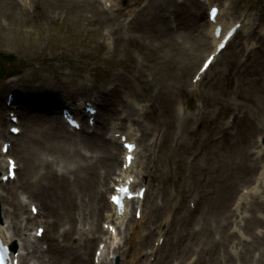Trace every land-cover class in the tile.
Instances as JSON below:
<instances>
[{
	"label": "rangeland",
	"instance_id": "1",
	"mask_svg": "<svg viewBox=\"0 0 264 264\" xmlns=\"http://www.w3.org/2000/svg\"><path fill=\"white\" fill-rule=\"evenodd\" d=\"M116 3L109 8L102 0H26V4L0 0V68L7 73V79L0 81V146L1 139L8 140V113L18 117L23 130L11 143L12 157L20 167L18 179L0 184L2 221L16 216L12 222L25 225L31 213L29 206L20 211L23 194L41 208L39 222L27 221L25 232L34 236L36 227L45 230L44 238L38 239L49 247L40 255L44 264H101L94 258L96 244L83 240L100 236L109 211L105 194L112 188L109 179L122 164V148L106 139L108 129L116 124L125 132L129 122L138 131L133 171L140 180L137 188H146L144 219L137 224L132 203L127 219L116 228L119 248H106L104 264H264L263 201L250 199L247 221L243 219L240 228L248 241L239 237L233 210L241 190L254 184L264 165V155L255 153L264 123V0H212L210 5H217L228 18L230 14L250 18L252 28L250 38L238 33L199 80L194 79L196 73L213 51L207 0ZM91 18L95 22L85 26ZM146 18H152L154 25H143ZM143 30H152L151 36ZM115 36L122 39L116 48ZM128 37L135 44L125 43ZM31 46L34 49L24 55ZM140 48L147 52L145 58ZM174 51L177 54L171 55ZM158 57L166 61L150 71L142 67ZM136 68L146 75L134 76ZM8 97L13 99L9 106ZM85 103L97 108L92 126L87 131L84 124L86 131L69 134L72 139L84 137V145L71 149L61 136H66L63 130L51 141L40 142L46 136L38 143L28 139L57 124L64 106L79 105L83 111ZM227 121L232 124L228 130ZM42 144L53 145V150ZM45 157L54 162L48 169L53 173L67 165L71 170L88 164L96 167L97 178L85 179L84 199L88 207L92 201L99 204L103 217H88L84 223L79 218L78 233L62 237L69 227L66 219L58 216L52 223L39 196L21 189L32 161L38 162L37 175H45ZM1 159L0 154V180L6 167ZM31 175L29 171L27 176ZM12 186V199L4 201L1 196ZM204 194L200 206H195L192 200ZM78 201L79 197L73 200ZM96 227L99 232L92 236ZM199 227L204 228L201 234L196 231ZM79 229L86 235L80 237ZM76 247L80 257L73 259ZM38 257L35 253L29 258L37 264Z\"/></svg>",
	"mask_w": 264,
	"mask_h": 264
},
{
	"label": "bare ground",
	"instance_id": "2",
	"mask_svg": "<svg viewBox=\"0 0 264 264\" xmlns=\"http://www.w3.org/2000/svg\"><path fill=\"white\" fill-rule=\"evenodd\" d=\"M20 1L23 4H25V2H26V0H20ZM102 1L105 4H109L110 8H114L118 5L116 3L117 0H102ZM211 1L212 0H207V4H210ZM211 7H215V6L210 5L208 9H210ZM230 16H231V18H228L227 13H225L223 10L219 9L218 14L216 15L214 21H210L209 19H207L208 27H209V34H210V44L213 45V47H214L213 52H215V47L218 44V42L221 40V38L235 24H240V27L238 30L239 33H241V32H244L245 34L247 33L248 38H250V32H248V30L252 28L250 18H248L246 16L236 15V14H230ZM233 19H237V22L233 23ZM104 21H106V19H104ZM94 22H95V19L91 18L90 20H86L84 22V25L88 26L90 23H94ZM146 24L154 25L153 19L151 18L148 20V18H146L143 21V25H146ZM217 26L221 27V36L219 39H216V37L213 34L214 29ZM118 29L119 28H117V30ZM238 32L236 31L235 35ZM146 33H148L151 36L152 30L149 32H146L145 30L142 31V34H146ZM235 35H234V37H235ZM152 40L155 41L154 39H152ZM121 42H122V39L119 36L114 37L115 48H116V45L120 44ZM125 43L130 45L131 43L135 44V41L132 37H128L126 39ZM32 46H34V45H32ZM32 46L24 49L23 53L26 55L28 52H31V50L34 49V47L32 48ZM174 49H175V47H174ZM140 50H141V54L144 55L143 58H145V56L147 55V52L143 51L142 48H140ZM176 51H177V49H176ZM148 53H149V51H148ZM175 54H177L175 51L171 53V55H175ZM165 61L166 60H164L162 57H158V60L155 63L149 64L148 61H145L144 63H142V67L144 66L147 68V71H150V70L155 68L156 64L162 65ZM179 68H181V67L179 66ZM147 73H149V72H147ZM133 74L136 77L142 78L146 75V71L136 68L133 71ZM244 96H246L245 93H244ZM133 103H135V102H133ZM64 107H66L68 109L69 113L75 114V116L78 119L83 118L85 116L84 113L80 114V106L79 105H76L75 107L74 106L71 107L69 105H66ZM66 108H62V109L66 110ZM180 110L182 111V107L180 108ZM140 111L141 110H139V112ZM88 119H91V118H88ZM172 120H173V118H172ZM56 122H57V124H54L52 126V128L47 129L49 131L46 132L44 130H41L40 132H38V137L32 135V136H29L28 139H30L31 142H37L38 143L39 137H45L46 136L47 138H42L40 140V142L51 141V140H53L52 138H57V132L62 133L61 130H63V133L66 136H64V135H61V136H62V138H64V139L66 138V140L70 142L71 149L74 148V144L75 145L76 144L82 145L83 143H85V140L81 141L80 139L76 140V139H72L71 137H69V134L73 131L64 125L65 123H64L63 118H60V120L58 119V121H56ZM225 127H228V123L225 124ZM179 128L181 131L184 130V128H185L184 123H183V126L181 125ZM262 132L264 133V123H263V131ZM116 135H119V138L123 136L126 138L127 142H131L134 144H136L135 140L137 139V136H138L137 132H134V129L132 128V125L129 124V122H128L127 130L123 133L120 132V130L118 129L116 124H110L106 139L109 142H111L112 144H117L118 142H120V139L119 138L117 139ZM94 140H96L98 143L102 142L98 138H96V139L94 138ZM3 144H5V142L2 143V145ZM2 145H1V147H2ZM42 145L47 146L46 144H42ZM46 150L51 152L53 150V145L47 146ZM122 151H123V149H122ZM261 152L264 153V148L260 147L256 154L259 155ZM122 154L123 153H121V155ZM137 154H138V147L136 146V149L133 152L134 160L131 163V165L129 167H126L125 169H123L122 167L119 168L117 173H114L110 177L109 180H110V183L113 185L112 188L114 186H119L120 184H124V183H126V181H131L130 187H136L137 184L140 183L139 177L135 176L134 171H133ZM10 155H11L10 149L7 150V153L5 155H1V157H2L1 162L6 161L5 171H7L8 161L11 159ZM216 155H217V153H216ZM122 156H123V160H122V164H123L124 163V155H122ZM42 161L44 162V168H47L45 175L41 174L42 176L37 175V168H38V166H37L38 162L37 161H32L30 166L27 165L28 166L27 170H25V166H24V170H25L26 175H25L24 183H23L21 189H23V190L31 189L33 192H35L39 196V202L41 201V203L44 204L45 208L48 209V211L46 212V215L49 218H52V223H55L59 219L58 216H60V220H62L63 218L66 219L69 227L62 231L61 235L63 238H65L67 235L72 234L73 232L75 234L78 233L77 224L79 223V218H80L81 222L84 223V222L88 221L87 220L88 217H91V218L95 217L97 219L99 217H101V215H102L101 206L92 201L90 206L88 207V205L86 204V201L84 199L85 195H86V186H85L86 180L85 179L88 178L89 180L93 181L94 180L93 177L97 178V175L94 174V171H95L94 168H96L95 166L88 164L84 169L80 167L76 170L73 169L74 171L73 170L70 171L69 165H67L68 169H69V173L66 176V174L64 172L58 173L56 169H53L54 173L52 171H48V169L52 168V166L54 164V162L50 161L48 159V157H45V160H42ZM60 168L61 167H58V169H60ZM17 169H18V167H17ZM29 171L32 173V175L30 177L27 176V173ZM72 172H74V174H72ZM4 175H6V173L3 174L2 177ZM263 175H264V166L261 165V170L259 171V177L256 178L254 186L247 189L246 191H244V193L241 194V196L239 197V200H238V204H240L241 201L248 200L249 196H250V198L253 196H258L264 200V189H263V192L261 189L264 187ZM55 177H56V180H54ZM17 179H18V177H17V174L15 173V177H14L13 181L17 180ZM7 181L10 182L9 179ZM57 181H58V183H56ZM0 184L3 185V183H0ZM4 184H7V183H4ZM77 189H80V190H77ZM137 191L138 190H136L135 192H137ZM100 192H101V194H103V191H100ZM13 193H14V186H12L11 191L9 193H7V195L2 196V199L4 201L11 200ZM77 197H79L78 204L73 202V200L77 201ZM245 197H247V198H245ZM32 202H34V200H31V202H30L27 197L22 196L21 200H20V206H21L20 211H22V209H24L28 204H29L30 210L32 208H35L34 204H32ZM132 202H135L137 204L136 205L137 209L135 210L136 212L138 209L141 210V201L139 199L133 200ZM245 202H247V201H245ZM128 204H127V206L123 212L118 213V212H116L115 208L108 202L107 207L109 208V211L104 216L105 222H103V224H104L103 226L106 225L107 228L112 227V229L116 230V233H115V231L110 232V231H108V229L106 231L101 229L99 232L97 227H96L95 230L93 229L94 231H93L92 236L94 235L95 232H99L100 236L97 239L86 237L83 240L84 243H92L93 242L92 244H94V245L96 244V246L98 247L96 250L99 252V257H96V259L98 262L101 261V264H104L102 256L104 255L106 248L109 250L119 248L120 241L117 238V229H119V226L116 227V225H118L119 223L123 224L125 222V220L127 219ZM4 213H5V211H3V214ZM20 213H22V212H20ZM9 214L13 215L14 210L11 211V213L9 212ZM37 215L39 216V212H37L36 217H33L32 215L27 216L25 218V225L24 226L22 224L18 225V224H15L14 222H12L13 219H16V216H14L13 218H10L8 215V217L4 218V221L0 222V236L2 238V241H3L4 245L10 246V247H12L14 245L16 246V248L12 247L14 250H13V252H11V255L13 256V260H16L18 264H35L29 258L30 255L33 253H36L38 251H39V254L42 255V252H44L42 250V248L40 249L36 246L35 247L32 246V244H33L32 242L36 241L35 240L36 238L34 236H32L30 233H28V231L25 232V228L28 226L27 221H32V222L36 221ZM142 219H144V214L140 215V221ZM140 221L137 224H139ZM38 228H36L35 232H37ZM83 235H86V234H84V230L79 229V236L82 237ZM51 238H54V237H51ZM78 241H79V243H78V245H79L81 239H79ZM47 248L49 249V247H47ZM54 248L57 249L58 247L54 246ZM72 249H73V247L70 246L69 251H68V255H70ZM75 249H77V250L74 252L73 259L80 257L78 247H76ZM50 250H52V249H50ZM114 253L116 255H118V252H116V250ZM87 255H88V253H87ZM68 259L69 258L67 257V260ZM37 264H43V260L40 257H38ZM69 264H71V261H69Z\"/></svg>",
	"mask_w": 264,
	"mask_h": 264
},
{
	"label": "snow or ice",
	"instance_id": "3",
	"mask_svg": "<svg viewBox=\"0 0 264 264\" xmlns=\"http://www.w3.org/2000/svg\"><path fill=\"white\" fill-rule=\"evenodd\" d=\"M216 10L212 9L211 15L215 16ZM207 66V65H206ZM12 131H18V129H12ZM127 147L131 148V145H128ZM120 191L126 192L127 189H121ZM113 202L119 204V198L118 197H113Z\"/></svg>",
	"mask_w": 264,
	"mask_h": 264
}]
</instances>
